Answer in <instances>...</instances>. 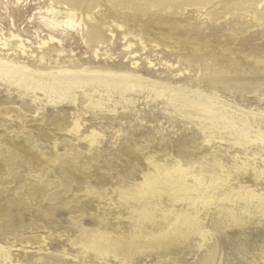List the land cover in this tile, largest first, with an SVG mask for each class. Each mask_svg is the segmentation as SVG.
Segmentation results:
<instances>
[{
  "label": "rangeland",
  "instance_id": "1",
  "mask_svg": "<svg viewBox=\"0 0 264 264\" xmlns=\"http://www.w3.org/2000/svg\"><path fill=\"white\" fill-rule=\"evenodd\" d=\"M134 1L0 0V264H264L259 212L245 213L244 226L210 230L205 243L191 234L124 262L84 247L100 232L127 238L139 227L145 239L166 226V199L147 205L153 227L132 217L136 204L126 205L119 192L176 160L205 185L222 182L221 191L264 189L257 131L264 81L233 85L264 80V0L178 8L177 0H142V11ZM159 2L171 4L161 10ZM70 10L75 24L67 28ZM106 62L150 70L133 72L159 81L157 90L143 84L122 97L88 83L73 89V103L9 70L12 64L48 73ZM88 96L102 107L87 108ZM214 203L200 213L217 216L222 209Z\"/></svg>",
  "mask_w": 264,
  "mask_h": 264
},
{
  "label": "bare ground",
  "instance_id": "2",
  "mask_svg": "<svg viewBox=\"0 0 264 264\" xmlns=\"http://www.w3.org/2000/svg\"><path fill=\"white\" fill-rule=\"evenodd\" d=\"M207 1L208 0H177L178 6L176 8L190 4H205ZM132 4L138 11L147 8V5L142 0L134 1ZM170 4L171 2H159L154 3V6L164 10V8ZM73 17L74 13L70 10L69 17L65 22L67 28L69 26L72 28V23L75 24ZM78 25H80V23H78ZM52 28L53 30L57 29L55 26ZM94 32V35H99L98 30H94ZM49 39L50 41L54 40L53 37ZM43 43H45V41H43ZM130 46L131 45H127V48L129 49ZM135 63L136 62H133V64ZM90 64L92 65L93 63ZM95 66H97L96 69H59L56 72L45 73L38 70L32 71L27 69L25 65L20 67L21 70H18L11 64L9 70L11 73L20 72L19 74L22 77L25 76V78L30 79L32 83L36 82V88L42 89L48 97H50L49 94L51 92H54L58 98L65 100L70 99L73 103L76 102L77 96L75 95L76 90L73 91V89H80L82 85L88 83H95L97 87L103 86L118 90L121 92L122 97V93L133 91L135 87H140L143 84H150L157 90L159 81H153L139 74H134L133 72L143 71L151 73L148 69H137L136 66H128L122 62L113 64H108V62H106L102 64L103 67L101 68H99L100 64ZM113 66L117 69H112ZM230 71L237 73L234 68H231ZM218 80L220 79L218 78ZM263 81L262 79L255 78L248 81L244 80L243 82L234 81L233 85L238 88H248L252 87L253 84H259ZM231 87L232 86H229L228 88ZM87 99V108L92 110L102 107L101 99H93L90 96H88ZM54 100L56 101V99ZM189 103L197 107L205 106L199 101L192 100L189 101ZM73 127L77 129L78 125L75 123ZM257 131L260 139L264 141V125H260ZM96 138L97 133H93V135L89 137L90 143L93 144ZM205 184L206 182L202 175L197 176L192 174L191 168L189 166H184L179 160H176L168 166H164L162 169L157 170L153 178L144 177L143 181L139 182L132 191L121 189L119 192V199L126 205H131L132 203L136 204L132 207V217L139 224L141 222H150L153 227H155V220H153L154 214L148 210L147 205H149L150 201L154 198L166 199L172 206L170 209L162 210L161 220L166 223V226L164 225V227L156 229L151 236L145 239L140 235L139 227L133 229L128 234L127 238L100 232L85 242L84 247L88 250H94L100 256L110 255L114 259L121 258L122 262H124L137 250L152 249L155 245L167 246L177 242L183 243L191 234L192 236L193 234L194 236L200 235L202 243H205L207 234L210 230H221L226 226L228 227V224L244 226L247 220L245 213L248 212H259L260 215L263 214L264 216V189L257 193L254 189L244 187L239 190L227 192L225 190H220L223 186L220 181L216 182L214 185ZM212 203L217 204V207L220 206L222 209L216 214L217 216L211 215L209 217L208 214L200 213L203 208H206ZM215 209L216 207L214 210ZM206 216L208 219L210 218V224H205L203 222Z\"/></svg>",
  "mask_w": 264,
  "mask_h": 264
}]
</instances>
